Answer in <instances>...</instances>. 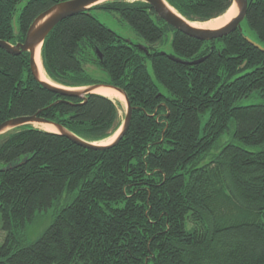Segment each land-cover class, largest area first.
<instances>
[{
    "label": "trees",
    "instance_id": "16d2710c",
    "mask_svg": "<svg viewBox=\"0 0 264 264\" xmlns=\"http://www.w3.org/2000/svg\"><path fill=\"white\" fill-rule=\"evenodd\" d=\"M21 1L0 0V40L12 45L61 0H24L14 25ZM166 1L192 22L232 2ZM97 10L117 12L147 52ZM242 21L249 34L240 27L198 40L143 0H107L48 32L40 47L48 79L116 87L131 118L102 149L29 123L0 134V264H264V52L244 38L264 46V0H247ZM170 54L204 58L185 64ZM29 56L0 47V123L36 114L96 143L117 131V102L48 89ZM48 210L49 222L28 240V224Z\"/></svg>",
    "mask_w": 264,
    "mask_h": 264
},
{
    "label": "water",
    "instance_id": "95a60500",
    "mask_svg": "<svg viewBox=\"0 0 264 264\" xmlns=\"http://www.w3.org/2000/svg\"><path fill=\"white\" fill-rule=\"evenodd\" d=\"M104 1H101V0H61L60 2L54 4L47 10L40 13L33 20L28 30L26 31L23 41L17 42L14 45H12L4 40H0V47L12 54H18L21 51H28L30 54L29 56L30 69L34 77L37 80H39L45 87L61 95L81 96L87 92L97 93L95 89L98 87L114 88L115 90L121 92L125 98L126 110L122 116V121H121L119 128L113 134L114 138L108 143L88 142L68 132L62 126L49 122L37 116L36 114L14 116V117L4 120L3 122L0 123V134L3 133L2 131L8 127L12 129V128L21 126L23 124H28V123L31 124L32 122H35V121L46 122V123H50L56 126L57 131H53V132L61 133L69 137L71 140H73L77 144H80L88 148L102 149L105 146L118 141V139L125 133L129 125V122H130L132 108L130 106V103L127 97L123 93V91H121L120 89L116 87L105 85V84H97V85L95 84V85L73 88V87H65V86L59 85L57 83H54L53 81L47 82V81L41 80L37 76V64L34 58L36 46L40 45L41 47L42 41L45 38V36L59 21L71 15L77 14L79 12H83L89 7L95 4L102 3ZM143 1L147 2L153 8L155 13L166 23L170 24L171 26L181 31L182 33L188 36H191L193 38H196L198 40H210L214 38H220V37H223L231 33L232 31L236 29H239L240 23L244 19L245 14H246V9H247V0H232L231 5L223 13L216 16V17H219V16L228 15V13L232 11L234 15L231 16L230 19L225 24L217 28H199V27H194L191 24H189V22L191 21L185 19L183 16L178 15L174 13L173 11H171L165 4L166 0H143ZM244 38L254 47L264 52V46L261 45L259 42L253 40L248 35H244ZM136 46L139 49L143 50L144 52H147V49L145 48L143 44H136ZM96 54L98 58H101V53L99 52L98 49H96ZM168 56L175 61H179L185 64H196V63L201 62L204 58V57H201V58L194 59V60H184V59H181L171 54ZM77 88H83V90L78 91Z\"/></svg>",
    "mask_w": 264,
    "mask_h": 264
},
{
    "label": "rangeland",
    "instance_id": "374dc122",
    "mask_svg": "<svg viewBox=\"0 0 264 264\" xmlns=\"http://www.w3.org/2000/svg\"><path fill=\"white\" fill-rule=\"evenodd\" d=\"M107 1V0H105ZM24 3V0L21 1L19 4H17L15 13H14V25H16V16L18 15L22 5ZM95 16L101 21L103 22L105 25H107L110 29L114 30L115 32L119 33L120 35H122L123 37H125L127 40H131L132 42H134L135 44H145V40L139 36L131 27L130 25L124 21L122 18H120L119 14L117 12H106L103 10H97L94 11ZM216 19V18H215ZM240 27L242 28V30L244 32H246L247 34H249L246 24L244 21H242L240 23ZM164 51L170 53L172 52L170 45L168 44L166 47H164L163 49ZM147 63V67L149 72L151 73V67H150V63L149 61H146ZM89 69H94L93 66H89ZM78 91L83 90V88H77ZM115 102H117L118 104V109H119V114L122 117L125 110H126V106L125 103H120L119 101L114 100ZM33 126H35V123H31ZM13 129V128H12ZM6 130H11L9 127L5 128L2 132H6ZM112 136V135H111ZM114 138V136H113ZM112 138V139H113ZM111 139V140H112ZM109 140H105L102 142L100 141L99 143H108ZM50 215H51V210L45 211V212H41L38 213V215L36 216L35 220L32 222V224H28V228L26 230V238L28 240H32L34 239L37 234L47 225V223L50 220ZM2 237V232L0 230V240Z\"/></svg>",
    "mask_w": 264,
    "mask_h": 264
},
{
    "label": "bare ground",
    "instance_id": "6f19581e",
    "mask_svg": "<svg viewBox=\"0 0 264 264\" xmlns=\"http://www.w3.org/2000/svg\"><path fill=\"white\" fill-rule=\"evenodd\" d=\"M101 1H104V0H101ZM131 1V0H129ZM165 4L167 5V7L173 11L174 13L180 15L179 13H177V11L172 7L170 6V4H168L166 1H165ZM234 13L229 12L228 15H224V16H219V17H215V18H212L210 20H207V21H202V22H198V21H194V22H189V24H191L192 26L194 27H199V28H217V27H220L222 26L223 24H225L231 16H233ZM35 62L37 64V76L41 79V80H44V81H47V82H52L48 79V77L46 76L45 72H44V69H43V66H42V62H41V57H40V45H37L36 48H35ZM95 91L97 93H100L102 95H105L107 97L110 98V100H116V101H119L120 103H125V98H124V95L115 90L114 88H109V87H98L95 89ZM126 106V105H125ZM35 123L34 125L40 129H43V130H47V131H57V128L55 125L53 124H50V123H46V122H33ZM114 135L108 137L107 139L105 140H111L113 138ZM104 141V140H103ZM102 141V142H103ZM109 142V141H108ZM107 143V142H106Z\"/></svg>",
    "mask_w": 264,
    "mask_h": 264
}]
</instances>
